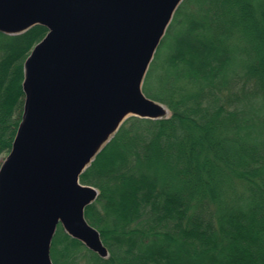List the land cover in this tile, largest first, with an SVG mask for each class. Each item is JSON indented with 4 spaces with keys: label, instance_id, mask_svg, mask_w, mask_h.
<instances>
[{
    "label": "trees",
    "instance_id": "1",
    "mask_svg": "<svg viewBox=\"0 0 264 264\" xmlns=\"http://www.w3.org/2000/svg\"><path fill=\"white\" fill-rule=\"evenodd\" d=\"M46 31H0V162ZM142 90L169 114L126 118L79 177L107 256L58 225L53 264H264V0H182Z\"/></svg>",
    "mask_w": 264,
    "mask_h": 264
},
{
    "label": "water",
    "instance_id": "2",
    "mask_svg": "<svg viewBox=\"0 0 264 264\" xmlns=\"http://www.w3.org/2000/svg\"><path fill=\"white\" fill-rule=\"evenodd\" d=\"M182 0H0V31L45 35L23 62V104L0 162V264H53L57 226L101 257L85 218L97 189L80 182L129 116L160 118L166 105L142 82Z\"/></svg>",
    "mask_w": 264,
    "mask_h": 264
},
{
    "label": "rangeland",
    "instance_id": "3",
    "mask_svg": "<svg viewBox=\"0 0 264 264\" xmlns=\"http://www.w3.org/2000/svg\"><path fill=\"white\" fill-rule=\"evenodd\" d=\"M166 107V109H167V112H166V115H168L169 114V109H168V107L167 106H165ZM165 115V116H166ZM4 157V156H3Z\"/></svg>",
    "mask_w": 264,
    "mask_h": 264
}]
</instances>
